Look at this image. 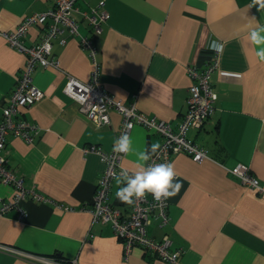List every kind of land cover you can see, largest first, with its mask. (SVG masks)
<instances>
[{
  "label": "crops",
  "instance_id": "1",
  "mask_svg": "<svg viewBox=\"0 0 264 264\" xmlns=\"http://www.w3.org/2000/svg\"><path fill=\"white\" fill-rule=\"evenodd\" d=\"M253 0H78L75 15L80 36L90 27L80 13L105 12L107 20L94 39L96 62L103 88L124 106L165 122L176 130L187 112L191 80L188 66L199 72L215 59L210 50L220 47L217 69L210 83L217 99L215 113L201 130L188 138L202 147L208 159L194 162L186 154L170 156L179 182L178 193L168 198V224L152 222L149 237L167 236L172 249L181 250L177 264H264V194L240 184L228 170L246 166L264 185V62L247 39L251 27L264 25V10ZM54 7L53 0H0V31L10 32L27 16ZM39 26L31 27L23 45L36 46ZM52 41V57L61 71L37 68L32 81L43 98L21 111L39 133L28 144L6 138L7 167L27 190L76 209H89L103 164L83 149L113 148L120 116L111 111L110 125L96 128L63 94L66 75L87 82L91 61L68 34ZM25 55L0 39V117L21 77ZM133 146L143 149L162 138L135 127ZM134 156H124L121 171H132ZM112 182L109 203L123 216L130 205L115 197ZM13 191L0 184V203ZM25 218L11 211L0 217V245L41 257L77 264H166L134 247L125 260L121 242L108 225L92 224L87 211L61 212L50 203H23ZM0 264H31L0 251Z\"/></svg>",
  "mask_w": 264,
  "mask_h": 264
},
{
  "label": "built area",
  "instance_id": "2",
  "mask_svg": "<svg viewBox=\"0 0 264 264\" xmlns=\"http://www.w3.org/2000/svg\"><path fill=\"white\" fill-rule=\"evenodd\" d=\"M78 0H53L54 7L43 13L25 17L15 30L10 32L0 31V39L4 40L11 48L25 55L26 62L21 77L18 79L6 106L0 117V184L9 186L13 191L10 200L0 203V217L11 211L17 213V219L25 218L23 203L33 201L38 204L50 203L61 212L87 211L91 216L92 224L108 225L114 236L121 242L125 260L134 247L142 249L146 254L166 263L177 264L182 252L172 249L171 241L164 236L156 241L147 234V228L152 222H157L163 228L168 224V199L159 202L148 194L145 199L136 201L130 206L128 215L121 212L109 203V195L114 177L121 171V161L124 154L113 152V148L104 151L96 146L83 149L84 154H95L103 164V171L97 181L95 194L89 209L73 208L52 202L34 189L27 190L21 179L15 177L7 167L5 157L6 138L13 136L30 144L39 133L35 125L30 124L21 116L23 109L30 108L43 98V93L33 84L32 74L39 67L61 71L59 61L52 57V41L56 38L64 43L63 36L68 34L79 39L80 48L85 51L91 61L92 71L87 82H81L66 75L63 94L77 104L79 112L96 128L110 125L109 113L116 112L121 118V124L116 139L123 133L129 132L139 126L148 132L159 135L162 143L158 152L148 161L154 163H170V156L186 154L194 162L200 163L208 159L207 152L188 138L190 130H201L206 122L215 113L214 103L217 99L213 92L210 78L217 69V58L220 47L210 48L215 59L210 61L202 71L188 66L186 74L192 81L188 88L187 112L176 130L165 122L150 118L137 111L134 105L124 106L116 101L103 88L100 82V67L96 62V48L94 39L102 32L101 26L107 20L105 12L95 9L80 13L83 20L90 27L91 36L83 37L78 32V13L75 3ZM39 26L42 30L40 42L33 47H25L23 40L31 27ZM104 117L108 122L104 123ZM130 126V127H129ZM228 172L234 176L242 186L259 194H264V185L253 177L246 166H237ZM0 251L24 259L31 264H77L75 261L67 262L59 258L41 257L20 252L13 248L0 245Z\"/></svg>",
  "mask_w": 264,
  "mask_h": 264
},
{
  "label": "clouds",
  "instance_id": "3",
  "mask_svg": "<svg viewBox=\"0 0 264 264\" xmlns=\"http://www.w3.org/2000/svg\"><path fill=\"white\" fill-rule=\"evenodd\" d=\"M253 6H256L258 10H264V0H253ZM247 39L257 48L255 56L259 61L264 62V25L257 24L251 27ZM107 122V117H104V123ZM159 148L160 145L157 142L143 149L135 148L129 132L123 133L114 140L113 152L136 158L135 167L131 172L124 170L114 177L117 185L115 197L120 202L131 206L136 201L145 199L148 194L159 202L178 193L181 184L178 181L173 183L177 175L174 164L148 163Z\"/></svg>",
  "mask_w": 264,
  "mask_h": 264
}]
</instances>
